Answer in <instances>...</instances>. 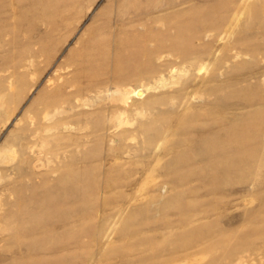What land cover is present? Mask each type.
<instances>
[{
    "label": "rangeland",
    "instance_id": "rangeland-1",
    "mask_svg": "<svg viewBox=\"0 0 264 264\" xmlns=\"http://www.w3.org/2000/svg\"><path fill=\"white\" fill-rule=\"evenodd\" d=\"M202 254L264 262V0H0V264Z\"/></svg>",
    "mask_w": 264,
    "mask_h": 264
},
{
    "label": "bare ground",
    "instance_id": "bare-ground-1",
    "mask_svg": "<svg viewBox=\"0 0 264 264\" xmlns=\"http://www.w3.org/2000/svg\"><path fill=\"white\" fill-rule=\"evenodd\" d=\"M250 231H253V230H250ZM241 253L243 252L241 251ZM234 263L235 264H264L263 261H259V262L255 261L254 257L252 259H245L244 256L237 258V259L235 258ZM191 264H207V255L206 254H202L201 256L193 255V257L191 258Z\"/></svg>",
    "mask_w": 264,
    "mask_h": 264
}]
</instances>
